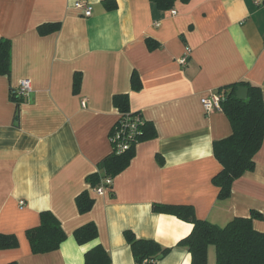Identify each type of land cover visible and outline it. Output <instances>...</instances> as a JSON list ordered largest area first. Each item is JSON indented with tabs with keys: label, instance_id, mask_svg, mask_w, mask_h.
I'll return each mask as SVG.
<instances>
[{
	"label": "crops",
	"instance_id": "obj_1",
	"mask_svg": "<svg viewBox=\"0 0 264 264\" xmlns=\"http://www.w3.org/2000/svg\"><path fill=\"white\" fill-rule=\"evenodd\" d=\"M77 1L91 6L89 17L74 8ZM113 1L116 8L108 10L106 0H0V38L11 45L9 76L0 75V234L18 240L16 248L0 250V264H84L97 246L108 264H136L126 231L170 249L156 264H190L177 244L192 225L153 212L156 204L189 206L197 219L219 227L254 212L260 217L252 227L264 233V138L253 171L218 198L211 179L221 166L212 145L232 130L221 110L205 113L200 103L238 82L259 87L264 101V7L254 0H175L161 11L150 0ZM50 24L59 29L39 34ZM22 79L30 80L31 92L14 121L10 89ZM116 95L127 96L155 137L137 143L128 166L96 195L85 180L95 173L106 178L98 166L112 151ZM84 191L93 206L80 214L75 199ZM43 211L66 239L55 251L33 254L25 234ZM87 223L97 237L78 245L73 233ZM207 264H215L213 246Z\"/></svg>",
	"mask_w": 264,
	"mask_h": 264
},
{
	"label": "trees",
	"instance_id": "obj_2",
	"mask_svg": "<svg viewBox=\"0 0 264 264\" xmlns=\"http://www.w3.org/2000/svg\"><path fill=\"white\" fill-rule=\"evenodd\" d=\"M108 10L116 8L113 0H106ZM186 2L187 0H180ZM158 10H170L175 0H150ZM59 24L43 25L38 27L41 35L56 32ZM154 48L156 45L147 41ZM11 69V45L8 40L0 38V75L9 76ZM80 78L74 81V90H77ZM238 87L247 89L245 100L236 98ZM131 88L138 91L141 88L138 76H131ZM219 92L221 98V111L227 116L231 125V134L212 145L214 158L219 162L221 169L212 179V184L218 188V198L229 196L233 182L246 172L255 168V155L261 148L264 138V101L261 89L248 82H238L224 86ZM10 99L15 103L14 121L19 118V106L22 98L15 95L10 89ZM113 105L119 113V118L111 128L109 136L117 131H127V120H138L135 135L129 140L124 150H117L111 143V154L103 159L98 168L104 170L105 177H113L123 171L134 156L135 145L141 141L155 137L154 127L145 122L139 113L129 109L126 95L113 97ZM101 177L95 173L86 178L87 184L92 188L98 186ZM80 214L87 213L93 206V200L86 191L75 199ZM153 212L168 214L177 217L192 225L190 233L179 241L178 247L184 248L190 254V264H207V250L213 246L215 250V264H264V233L257 232L252 227V220L260 215L252 212L248 218H234L225 226L219 227L206 220L195 217L193 209L189 206L153 205ZM26 238L33 254H43L55 251L66 239L58 220L49 211L39 214L38 226L26 231ZM124 239L129 245L136 264H156L167 255L169 248H163L152 240L137 239L133 233L124 232ZM73 237L78 245L89 243L96 239L97 229L93 223H87L77 228ZM18 246V240L13 235L0 234V250L13 249ZM109 255L97 246L84 255V264H108Z\"/></svg>",
	"mask_w": 264,
	"mask_h": 264
},
{
	"label": "built area",
	"instance_id": "obj_3",
	"mask_svg": "<svg viewBox=\"0 0 264 264\" xmlns=\"http://www.w3.org/2000/svg\"><path fill=\"white\" fill-rule=\"evenodd\" d=\"M254 4L256 6L264 7V0H254ZM74 8L80 11L82 17L87 18L91 15V6L84 1H77L74 4ZM171 14H175L174 11H171ZM190 49L186 48L184 55L178 60V64L181 67H184L187 63V60L190 56ZM15 95L19 98H26L27 95L31 92V82L29 79H22L19 81L18 85L13 89ZM221 94L218 92H210L206 97H203L200 100L201 106L205 113H210L213 111L221 110ZM81 106L84 107L85 103L81 102ZM138 124V120L133 118V120H127L124 125H126L127 131L123 132L117 131L113 135L110 136V141L116 145L117 150H124L129 145V140L135 135L136 127ZM111 186V178L106 177L102 178L100 184L91 191H93L96 195H101Z\"/></svg>",
	"mask_w": 264,
	"mask_h": 264
},
{
	"label": "water",
	"instance_id": "obj_4",
	"mask_svg": "<svg viewBox=\"0 0 264 264\" xmlns=\"http://www.w3.org/2000/svg\"><path fill=\"white\" fill-rule=\"evenodd\" d=\"M236 98L239 100H245L247 97V89L245 87H238L235 92Z\"/></svg>",
	"mask_w": 264,
	"mask_h": 264
}]
</instances>
